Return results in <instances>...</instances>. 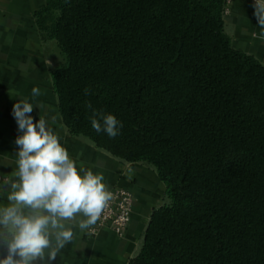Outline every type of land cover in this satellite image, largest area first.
Masks as SVG:
<instances>
[{
    "label": "trees",
    "instance_id": "obj_1",
    "mask_svg": "<svg viewBox=\"0 0 264 264\" xmlns=\"http://www.w3.org/2000/svg\"><path fill=\"white\" fill-rule=\"evenodd\" d=\"M225 10L46 0L35 12L60 50L52 82L70 133L166 185L128 264H264V64L232 45ZM93 109L122 122L117 137L92 128Z\"/></svg>",
    "mask_w": 264,
    "mask_h": 264
},
{
    "label": "crops",
    "instance_id": "obj_2",
    "mask_svg": "<svg viewBox=\"0 0 264 264\" xmlns=\"http://www.w3.org/2000/svg\"><path fill=\"white\" fill-rule=\"evenodd\" d=\"M45 3L0 0V173L6 178L0 189V207L9 204L10 188L5 181L15 179L18 167L15 140L22 133L12 114L13 105L27 99L33 105H43L34 106V122L40 117L47 119L78 171L84 168L102 174L109 190L125 187L134 195L132 219L123 236L109 229L90 235L73 226V241L53 264H128L142 247L153 211L168 202L166 185L151 164L123 161L66 127L52 82V71L61 62L60 50L55 40L43 39L35 19V12ZM253 5L251 0H234L225 12V31L235 48L264 64V39L260 38L262 30ZM33 87L40 89V96L33 98Z\"/></svg>",
    "mask_w": 264,
    "mask_h": 264
},
{
    "label": "clouds",
    "instance_id": "obj_3",
    "mask_svg": "<svg viewBox=\"0 0 264 264\" xmlns=\"http://www.w3.org/2000/svg\"><path fill=\"white\" fill-rule=\"evenodd\" d=\"M253 7L264 39V0H254ZM85 94H89L87 89ZM40 95V89L33 87V98ZM34 106L43 107L27 99L13 105L12 114L22 135L15 140V179L5 181L10 188L9 204L0 207V264H53L73 241V226L81 231L90 229L113 198L102 174L84 168L78 171L47 119L40 117L34 122ZM86 107L92 109L91 103ZM91 125L109 138L117 137L123 127L114 115L95 109Z\"/></svg>",
    "mask_w": 264,
    "mask_h": 264
},
{
    "label": "built area",
    "instance_id": "obj_4",
    "mask_svg": "<svg viewBox=\"0 0 264 264\" xmlns=\"http://www.w3.org/2000/svg\"><path fill=\"white\" fill-rule=\"evenodd\" d=\"M234 0H226V11ZM254 3V0H251ZM5 176L0 173V189ZM113 194L108 207L103 211L97 223L88 229L90 235H96L102 229H109L119 236H123L129 226L134 207V195L125 187H114L110 190Z\"/></svg>",
    "mask_w": 264,
    "mask_h": 264
}]
</instances>
